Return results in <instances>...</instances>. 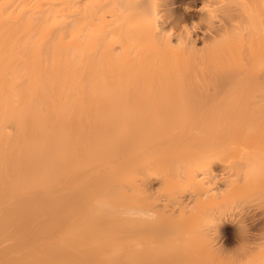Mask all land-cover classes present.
<instances>
[{
  "label": "bare ground",
  "instance_id": "6f19581e",
  "mask_svg": "<svg viewBox=\"0 0 264 264\" xmlns=\"http://www.w3.org/2000/svg\"><path fill=\"white\" fill-rule=\"evenodd\" d=\"M13 1L0 264H264V0Z\"/></svg>",
  "mask_w": 264,
  "mask_h": 264
},
{
  "label": "rangeland",
  "instance_id": "374dc122",
  "mask_svg": "<svg viewBox=\"0 0 264 264\" xmlns=\"http://www.w3.org/2000/svg\"><path fill=\"white\" fill-rule=\"evenodd\" d=\"M190 1H193V0H190ZM20 2H22V0H14L12 4H9L10 6L6 9L7 13L13 11L14 4H18ZM10 25H13L14 27H17L18 23L14 22V21H11ZM71 30H70V28H68V29L67 28H63V29H60L58 31V34L66 35V33H70ZM15 34H16V32H15ZM22 34H24V33L21 31V32H19V35H15V39L16 40H21L20 43L15 48L14 47L11 48V49H14L16 52H21L22 50L25 49V41L27 40V35L23 36ZM74 35H75V33H74ZM65 38L68 39L70 37L66 36Z\"/></svg>",
  "mask_w": 264,
  "mask_h": 264
}]
</instances>
